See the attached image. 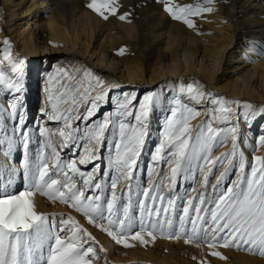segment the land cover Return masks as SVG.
<instances>
[{
	"label": "bare ground",
	"instance_id": "bare-ground-1",
	"mask_svg": "<svg viewBox=\"0 0 264 264\" xmlns=\"http://www.w3.org/2000/svg\"><path fill=\"white\" fill-rule=\"evenodd\" d=\"M90 2L92 0H0V72L7 81L19 86L17 91L16 87L9 88L0 84V140L3 141L0 144V191L19 195L21 191L27 190L28 181L24 177L23 168L27 157L32 171H36L37 165L43 166V161L48 165L52 179L64 182V173H67L71 177L68 182L77 184L81 191H85L87 186L84 185L80 173L93 174L96 181L103 185V192L95 191L94 195L106 197L103 203L104 216L107 217V199L112 198V180L118 175L115 143L109 142L120 139L119 112L122 109L118 105L128 103V111L133 115L123 119L126 124H135V112L139 110L144 98L155 95L159 99L151 106L144 144L139 149L133 168L134 174L130 182L119 180L116 195L121 196L123 190L125 198L117 201L114 211L119 209V215L123 218L122 209L128 203L130 183L131 197L136 202L133 209L138 208L136 214L131 210L133 226L136 231H140L141 213L137 195L139 199H144L143 190L155 184L159 186L164 198L163 206L168 208V218L174 221V228L179 229V217L183 215V209L189 200L198 204L203 196L207 206V202L216 193L226 191L238 178L242 160L246 173V167L252 168L253 164L259 167L260 162L256 157H264V144L259 142L264 137V15H259L260 11H264V0L205 1L204 7L211 8L212 11H200L201 28L196 24L186 30L176 24L173 16L166 10L169 0H115V14L107 9L104 11L107 19L89 8ZM131 13L136 19H129ZM122 15L126 16L123 20L119 18ZM5 40L8 41L7 45ZM121 49L123 54H119ZM39 57H43L47 65L42 70L39 88L43 97L39 98L36 105L38 85L36 86L35 77L42 69L38 68ZM14 67H17L16 72H13ZM65 71L76 74V79H83L85 85L91 81L95 86V78H99L108 89L106 100L100 103L95 116L88 123H102L110 114L116 121L115 134L111 127L105 130L104 135L108 139L102 142L107 143L103 155L100 157V154L94 153L97 160L92 159L86 164L80 163L81 158L88 151L99 149L101 142L89 143L84 139L86 128L83 120H73L72 128L69 129L63 118L59 121L50 119L52 107L48 101V89L51 87L54 97L52 102L56 103L55 97L59 95L57 81L66 82V77L62 75ZM85 71L90 72L91 76L85 77ZM50 77L53 78L51 85ZM189 86L195 90L193 94L203 93V96L198 100L190 99ZM140 88L137 95L136 91ZM66 101L67 97H64L59 104L61 112L67 107ZM217 101L220 103H216ZM14 104L25 114L23 125L20 124L18 116L12 115ZM84 104L81 101L79 112H85ZM181 105L193 108L199 113L189 121L193 133L196 126L203 121L206 127L211 122L212 127L222 131L226 137L223 143L214 147L212 157L227 152L229 159L208 174L207 183L205 174L208 166L202 160L199 162L204 165L202 168L194 162L190 169H182L173 182L170 176L171 168L175 166V157H170L165 163L164 159L154 161L152 158L151 151L155 156L164 139L165 124L172 109L177 108L179 111ZM222 107L231 109L227 113L229 125L224 124L223 118H214L221 115L218 110ZM53 124L56 126L51 127ZM77 124L78 132L75 131ZM45 127L57 159H54V154L45 145ZM229 128L236 129V132H227ZM61 131L65 133L64 136L60 135ZM23 133H27L26 139ZM233 135L236 136L235 154L232 152ZM72 148L75 151L70 152ZM120 151L123 153V147ZM162 155L167 157V149ZM73 161L79 169L76 173H72L67 167ZM56 164L61 167L54 168ZM92 164H95L94 168L104 166L100 176L92 171H85ZM225 167H229V171L219 180L220 186L217 188L218 178ZM148 169L153 174L142 187L141 175L148 173ZM18 186L21 187L18 189ZM88 191L93 192L88 189L85 195ZM33 198L39 213L49 212L50 205H54L53 208L56 209L70 207L58 200H49L40 192H34ZM169 200L174 202V207L168 204ZM148 203H152L151 199ZM156 204L160 206L159 198ZM69 210L79 218V222H88L82 213L72 207ZM160 215L164 217L163 209ZM190 215H195L194 208L190 209ZM144 216L147 220V213ZM58 225H61V220ZM61 227L69 228L68 232L72 228L69 224L56 229ZM187 229L191 231L190 221ZM163 231L166 236L164 238L156 236L144 245L135 241L130 243L140 249H149L152 246V258L156 257L165 264H180L174 260L179 254L194 255V260L198 263L205 262L206 252L213 250L225 255H235L237 264H264V259L259 254H248L243 248L233 250L236 248L230 249L218 243L215 249H210L208 243L202 240L185 243L187 237L184 236L179 239L169 238L166 221ZM103 241L111 246L116 257L128 252L133 254L130 251L133 246L119 245L107 233L95 237V244L99 247H103ZM129 258L133 259L131 256ZM134 261L140 264L157 262H143L141 259Z\"/></svg>",
	"mask_w": 264,
	"mask_h": 264
},
{
	"label": "snow or ice",
	"instance_id": "snow-or-ice-1",
	"mask_svg": "<svg viewBox=\"0 0 264 264\" xmlns=\"http://www.w3.org/2000/svg\"><path fill=\"white\" fill-rule=\"evenodd\" d=\"M115 0H92L88 7L102 15L104 19L108 16L104 15L107 9L111 14H115ZM211 2V0H208ZM166 10L173 16L174 19L184 20L189 27H193L192 21L186 19L188 15H198L200 11H212L211 8L199 9L195 11L192 6L171 5V0L166 4ZM121 20L126 16L119 17ZM4 43L7 45L8 41ZM119 54H123V49ZM8 59V57H5ZM23 61H21V64ZM17 71V67L13 68V72ZM79 71V70H77ZM66 77V82L60 83L57 92L59 95L55 97L56 103H53V94L49 87L48 101L51 103L52 113L50 119L59 121L63 118L65 126L72 128V121L85 122V137L89 143L92 141L103 142L108 139L104 135L105 130L111 127L113 134L116 133V121L112 119L111 114L106 117L102 123H88L96 114L101 102L106 100L108 89L104 87V82L95 78V86L91 81L85 85L83 79H76V74L63 72ZM85 77H90L91 73L85 71ZM53 78H49L51 85ZM0 84L6 87L13 88L19 91V86H14L11 81H7L4 74L0 72ZM190 99L198 100L203 96V93H195V90L189 86ZM67 97V107L60 111L59 104L61 100ZM127 101V98H125ZM158 97L148 95L144 98L138 111L135 112V124H126L124 117L133 115L128 111V103L119 104L122 109L119 112V141H109L115 143L116 160L118 175L113 178L111 188L113 194L111 199H107V217L104 216V203L106 197L101 195H85V191L91 189L93 192H103V185L97 182L93 174L80 173L81 179L86 187L85 191H81L75 183H69L71 177L67 173L65 181L61 182L52 179L49 175V168L46 163L41 161L43 166L37 165L36 171H32L29 166L27 157L23 164L24 177L28 181L25 191H21L19 195L7 194L0 191V264H93L97 258L96 251L93 246L85 247L89 242H95V238L83 228L82 225L74 218L69 216L67 220L61 219V225H71V235L65 238L61 237V232L68 231L67 227L56 229L55 224H50L49 214L39 213L36 211L35 201L33 198L34 192H40L41 195L49 200L60 201L68 204L77 212L82 213L90 224H95L101 231L106 232L112 237L115 242L124 247L134 246L130 241L139 242L141 245L147 244L154 240L156 233L159 230L161 235H164V223L167 222L168 237L179 239L182 236L187 237L185 243L202 240L208 243L210 249H215L218 243L223 247L235 246L243 248L249 252H258L264 256V157H256L260 162L259 167L256 164L252 165L251 173H245V163L239 165L240 174L233 183L227 187L226 191L216 193L212 200L205 205V198L202 196L200 203L194 204L193 200L188 201V205L183 209V215L179 217L180 227L174 228V221L168 218V208L163 206V196L159 191L158 185H152L150 188L143 190L144 199L137 201L140 208V231H135L133 234V220L131 210L135 206V201L132 200L130 183L129 194L127 196L128 203L123 206V218L119 215V209L114 211L117 201L125 198L123 190L121 196L116 195V188L119 180L123 179L131 181L133 176V168L136 165V158L139 155V149L144 144V137L148 127V118L151 106L154 102H158ZM81 101L85 102V112L78 111ZM179 103V102H177ZM220 103V102H216ZM90 105V106H89ZM42 111H47L42 109ZM221 115L214 117L215 119H227V113L230 108L222 107L218 110ZM199 113L193 108L181 105V110L172 109L171 116L168 117L165 124L164 139L156 150V155L153 160H162V153L167 149L168 156L175 157V166L171 168L170 179L175 182L177 174L184 168L190 169L195 162L197 166H208V171L205 174V183H207L208 174H211L217 165H223L226 159H229L227 152L213 158L211 152L215 146L224 142L226 138L222 131H217L208 123L207 129L204 128V122L201 121L196 126V131L193 133L190 119L197 116ZM13 117L19 118L20 124H24L25 114L19 111L17 106H12ZM75 131H79V125H76ZM227 132L235 133L236 129L229 128ZM25 139L27 133H23ZM61 136L65 133L61 131ZM71 136V133H69ZM261 144H264V137H261ZM3 141L0 140V144ZM124 151L121 153V148ZM9 150H11V142H9ZM236 136H232V152L235 154ZM99 149L96 148L88 151L87 155L81 158L80 163L86 164L97 156ZM204 162L201 165L200 161ZM171 162V161H170ZM231 160L229 161V166ZM59 164L54 165V168H60ZM67 167L76 173L77 169L75 162H71ZM229 171V167H225L224 172L218 178L216 187L219 188V180H222ZM110 175V173H104ZM94 185V187H93ZM64 189L63 191L61 189ZM157 198L161 201L160 206H157ZM151 199L152 203L148 201ZM169 205L174 207L172 200L168 201ZM194 208L195 215H190V209ZM163 209L164 217L160 213ZM147 213V220L144 214ZM107 219V223H96L97 220L103 221ZM191 222V231L187 229V223ZM150 225V229H149ZM159 225V229H158ZM54 241V242H53ZM46 246V247H45ZM199 246V245H197ZM101 246V251H103ZM47 251V256H45ZM212 256H217L222 259L225 257L218 251H211ZM91 257V258H89ZM195 259V257H194Z\"/></svg>",
	"mask_w": 264,
	"mask_h": 264
},
{
	"label": "rangeland",
	"instance_id": "rangeland-1",
	"mask_svg": "<svg viewBox=\"0 0 264 264\" xmlns=\"http://www.w3.org/2000/svg\"><path fill=\"white\" fill-rule=\"evenodd\" d=\"M205 1H208V0H171V5H179L181 7L183 6H192L193 10L195 11L197 8L199 9H204V3ZM211 1H215V0H211ZM225 2V0H223ZM259 15H264V11H260L259 12ZM136 19V16L131 13L130 16H129V19ZM186 19L192 21V24L193 25H200L199 28H201L202 26V23H201V13H199L198 15H188L186 16ZM174 22L176 24H178L179 26H181L184 30H186V28H190L189 25L187 23L184 22V20H177V19H174ZM248 26L246 27V30H248ZM38 68H42L41 69V72H39L38 76L35 77V83H36V86L38 85V88H37V95H36V105L38 103V101L43 97L41 94H40V86H41V81H42V74H43V69L44 67L47 65V61L45 62L44 61V58L43 57H39V60H38ZM40 64V66H39ZM140 90L141 88L136 91L137 92V95H139L140 93ZM40 98V99H39ZM139 101V99H138ZM33 102H34V99H33ZM32 102V103H33ZM81 113H83V111H81ZM43 115V114H41ZM40 115V116H41ZM226 125H229L230 124V121H229V117L227 116V119H224ZM206 122V121H205ZM56 125L53 124L51 125V127H55ZM46 128V127H45ZM204 128L205 130L207 129L206 127V123L204 125ZM46 132H48V129H44V133L46 135ZM47 136V135H46ZM45 136V145L46 147L48 148V151L53 153L54 154V159H57V156H55V148L54 146L52 145V141L51 139L47 136ZM107 146V143H100V148H99V152L98 154H100V157L103 155V153L105 152V147ZM75 151L74 148H72L71 151ZM214 150L215 148H213L212 152H211V156H213L214 154ZM69 154V151L68 153H66V156ZM65 155V154H64ZM151 155H152V158L154 157V154L153 152L151 151ZM170 159V156L167 155V157L164 158L163 162H167L168 160ZM97 159H94L93 161H95ZM95 164H92V166H88V168H85V171L87 173L91 172L94 173L95 175L97 176H100L104 170V166L101 168V165L98 166L97 168H94ZM218 166V165H217ZM215 169H218V168H215ZM214 169V170H215ZM157 170H159V168H157ZM157 172V171H156ZM233 172V171H231ZM246 173H251V167H246ZM152 171L151 169H148V173L144 174V175H141V185L142 187L145 185V183L150 179V177L152 176ZM155 178L157 176H154ZM178 177V175H177ZM192 185V184H191ZM21 186H18V189L20 188ZM17 189V188H16ZM95 192H91V191H88L86 193V195H94ZM119 207H121V205H118ZM54 205H50L49 208V212H46V214H49V223L50 224H55L56 227H59L61 225H58L59 224V221L63 218L65 220L68 219L69 216L71 217H74L78 222H79V218L77 216H75L73 213L70 212L69 208H53ZM136 210H138V208H134L132 209L133 211V214H136ZM96 222L98 223H105L106 224V219L103 220V221H100V220H97ZM80 225H82L83 228L87 229V231L89 233H91V235L95 238V237H98L99 234H106V232H103L101 231L100 228H96V226L94 224H90L89 222H86L85 224L79 222ZM69 229V228H68ZM158 229H159V225H158ZM137 229L134 228L133 226V233L136 231ZM68 231H66V234H65V231L64 232H61V236L63 238L65 237H68L71 235V230L68 232L69 234H67ZM159 230L157 231L156 233V236L157 238H164L166 236L164 235H161L159 234ZM68 235V236H65V235ZM103 238V237H102ZM96 242H89L88 244H85V247H88V246H93L95 248V251H96V256L97 258L93 261V264H140L138 263L137 261H134V260H137V259H141V261L143 262H153V260H156L157 262H161V264H165L163 261L161 260H158L156 259V257H153L151 256V252L154 250L153 247L151 246L149 249H140V248H135L134 246L132 247V249H130V251H133V254H131V252L129 253H124L123 255L121 256H118L120 257L119 259H117L118 257H116L115 254H113L112 250H111V246L108 245L105 241H103L104 245H103V251H101V247H99V245L95 244ZM108 245V246H107ZM233 248H236V249H233ZM106 249V250H105ZM230 249H233V250H239V248L237 249V247H234V246H230ZM210 252H206V260L205 262H201V263H198L197 261L194 260V255H190V256H187V255H177L174 260H176L177 262H179L180 264H237V261L235 260V255H232V254H228V255H225L223 253L222 256L225 257L224 259L220 258V257H217V256H212L209 254ZM246 253L248 254H251V255H256L255 253L259 254L258 252H249L247 251ZM260 255V254H259ZM258 255V256H259ZM132 257L133 259H130L129 257ZM259 257H261L262 259H264V256L260 255ZM91 258V257H89ZM127 258V259H126ZM149 259V260H148ZM132 261V262H131ZM155 262V261H154ZM152 263V264H160V263Z\"/></svg>",
	"mask_w": 264,
	"mask_h": 264
}]
</instances>
